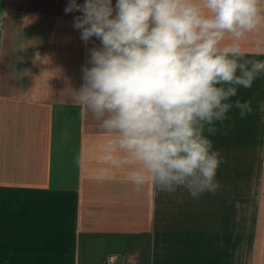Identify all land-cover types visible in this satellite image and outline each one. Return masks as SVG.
<instances>
[{
	"label": "crops",
	"instance_id": "obj_1",
	"mask_svg": "<svg viewBox=\"0 0 264 264\" xmlns=\"http://www.w3.org/2000/svg\"><path fill=\"white\" fill-rule=\"evenodd\" d=\"M71 2L0 0V264H264V74L232 98L252 113L209 137L215 192L137 189L100 160L108 136L75 99L102 45ZM241 43L264 60V26Z\"/></svg>",
	"mask_w": 264,
	"mask_h": 264
},
{
	"label": "clouds",
	"instance_id": "obj_2",
	"mask_svg": "<svg viewBox=\"0 0 264 264\" xmlns=\"http://www.w3.org/2000/svg\"><path fill=\"white\" fill-rule=\"evenodd\" d=\"M73 10L81 39L102 45L89 50L75 91L108 136L100 160L130 166L137 189L215 192L223 161L209 137L231 110L253 111L250 99L232 98L264 74V60L246 58L241 43L264 26V0H117L115 9L72 0Z\"/></svg>",
	"mask_w": 264,
	"mask_h": 264
}]
</instances>
